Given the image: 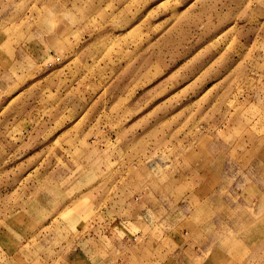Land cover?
<instances>
[{
    "label": "rangeland",
    "instance_id": "rangeland-1",
    "mask_svg": "<svg viewBox=\"0 0 264 264\" xmlns=\"http://www.w3.org/2000/svg\"><path fill=\"white\" fill-rule=\"evenodd\" d=\"M0 264H264V0H0Z\"/></svg>",
    "mask_w": 264,
    "mask_h": 264
}]
</instances>
